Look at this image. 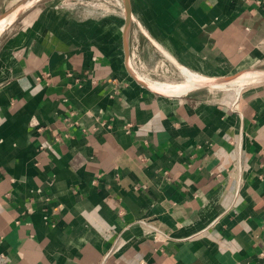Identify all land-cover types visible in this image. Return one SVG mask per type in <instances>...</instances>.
Returning <instances> with one entry per match:
<instances>
[{"label": "crops", "instance_id": "obj_1", "mask_svg": "<svg viewBox=\"0 0 264 264\" xmlns=\"http://www.w3.org/2000/svg\"><path fill=\"white\" fill-rule=\"evenodd\" d=\"M97 1L0 31V264H264V79L147 83L264 71V0Z\"/></svg>", "mask_w": 264, "mask_h": 264}, {"label": "bare ground", "instance_id": "obj_2", "mask_svg": "<svg viewBox=\"0 0 264 264\" xmlns=\"http://www.w3.org/2000/svg\"><path fill=\"white\" fill-rule=\"evenodd\" d=\"M2 25L3 24H0V31H1ZM181 70H182V73L185 75V81L182 83L168 84V83L154 82V81H147V83H149V85H151L152 88L158 91H161L167 94H180V93H185L187 91H190L194 88L203 87L205 85H208L205 87H209L210 89L226 87L228 85H237V89L240 90V88L243 85L259 81L262 79L261 77L264 76V74L263 73L261 74V72L259 71H250V72H247V74H245V75H250L248 76V78L243 79V78L236 76L237 78H234L228 82L219 83V82H212L213 80H210V78L202 77L198 74H195L185 67H181ZM249 77H251L252 79L250 80Z\"/></svg>", "mask_w": 264, "mask_h": 264}, {"label": "rangeland", "instance_id": "obj_3", "mask_svg": "<svg viewBox=\"0 0 264 264\" xmlns=\"http://www.w3.org/2000/svg\"><path fill=\"white\" fill-rule=\"evenodd\" d=\"M21 1H23V0H0V13H3L5 11L9 10L11 7H13L14 5H16L17 3L21 2ZM43 1H46V0H31L27 4L22 6L20 9L15 10L13 13L8 15L7 17L1 19L0 20V24H3L1 30L3 29L4 24H6L9 21V19H11L14 16L17 17L18 15L22 17V15L24 13H26L27 11H29L32 7H34V5H39ZM97 2H99L100 4H103V2H105V1L104 0H99ZM104 4H106V3H104ZM245 74H247V72L246 73H242V75H238L237 77L245 79V78H248V76H250V75H245ZM183 75H182V77L179 80L175 81L173 84L184 82L185 81V75H184V77H183ZM237 77H235V78H237ZM207 78H210V77H207ZM261 78L264 79V76H262ZM213 79H215V78H210V80H213ZM249 79L251 80L252 78L249 77ZM155 82H157V81H155ZM246 86H247L246 84L243 85L240 88V90L242 91V89L244 87H246ZM238 90L239 89H237V85H228L226 87H219V88H216V89L213 88V91H218V92H222V91L223 92H235V91H238Z\"/></svg>", "mask_w": 264, "mask_h": 264}, {"label": "water", "instance_id": "obj_4", "mask_svg": "<svg viewBox=\"0 0 264 264\" xmlns=\"http://www.w3.org/2000/svg\"><path fill=\"white\" fill-rule=\"evenodd\" d=\"M29 1H31V0H23V1L19 2V3H17L16 5H14L9 10L1 13L0 14V20L5 18V17H7L11 13H13L15 10L20 9L22 6L27 4ZM123 1H124V6H125V16H126V23H127V28H128L129 25H130V21H131V1L130 0H123ZM261 73L264 74V71H261ZM239 74H241V73H239ZM239 74L231 75V76H227V77L215 78V79H213L212 82H219V83L220 82H228V81L234 79ZM205 86H208V85H205Z\"/></svg>", "mask_w": 264, "mask_h": 264}]
</instances>
